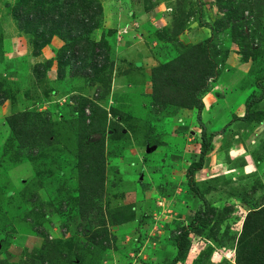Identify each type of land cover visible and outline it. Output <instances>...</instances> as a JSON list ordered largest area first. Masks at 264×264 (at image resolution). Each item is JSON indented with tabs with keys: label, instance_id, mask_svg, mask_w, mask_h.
I'll return each mask as SVG.
<instances>
[{
	"label": "rangeland",
	"instance_id": "1",
	"mask_svg": "<svg viewBox=\"0 0 264 264\" xmlns=\"http://www.w3.org/2000/svg\"><path fill=\"white\" fill-rule=\"evenodd\" d=\"M20 2L0 0V264H236L264 208V0ZM209 38L201 123L153 105L152 69ZM82 99L105 124L94 111L82 130ZM99 141L103 183L81 207L78 158Z\"/></svg>",
	"mask_w": 264,
	"mask_h": 264
},
{
	"label": "trees",
	"instance_id": "2",
	"mask_svg": "<svg viewBox=\"0 0 264 264\" xmlns=\"http://www.w3.org/2000/svg\"><path fill=\"white\" fill-rule=\"evenodd\" d=\"M20 1L24 3L23 0ZM77 2H79V0H63L62 8L65 10L72 9L75 7ZM82 3H84V1ZM91 3L97 5L96 15L93 17V20H96V18L101 17L102 10L98 3ZM39 5H41V0H39ZM61 14H65L64 11H62ZM31 17V21L37 22L39 19V12L38 15H34V17L31 14ZM52 24L60 29L63 27L62 24L58 25L59 23H57V20L53 21ZM95 26H97V24ZM83 27L84 25L79 26V28ZM210 39L211 38L207 39L202 44L186 48L183 53H181L169 63L152 69L151 98L153 105L156 107L163 105L176 106L184 110L195 109L197 111V120L199 123H201L203 103L200 98V94L205 90L208 82L214 80L218 74L215 61L210 56L208 49ZM94 46L99 51L98 56L105 60L107 64V61H109L107 57V54L109 53L108 43L104 39L100 43H96ZM240 55L244 61H248L250 58L249 56L243 54V52H240ZM113 65V62H111L110 70H112ZM105 68L106 67H102L100 70H92L90 76L97 77L98 73L104 71ZM82 101L83 102L79 110L81 120L83 121L82 130H86L90 127V125H85L86 122L89 121L93 123L95 117L94 111L101 112L103 116L102 121H104L105 124L106 112L99 109L96 105L91 104L87 99H82ZM85 105L90 106V115L88 117H85ZM8 125L11 131L17 134L16 125L12 119L8 120ZM101 130H105V125L101 124L98 129L90 131V133L94 135L99 133L98 131ZM209 145L210 144L207 142L205 135L202 132L200 154L197 163L193 165V171H199L203 168L204 159L208 152ZM84 148L86 150V154L82 153V155H79L77 165L80 174V181L85 182V185L82 186L83 188L80 189L81 207L85 206L86 195H88L89 192H93L96 187L101 188L100 184L101 182L103 183L104 179L102 176L104 170L101 166V162H103L104 151L103 141H99L92 145H84ZM85 176L87 177V182L85 180ZM196 221H198L201 225H204L205 222L203 218L200 217V215L196 217ZM126 222H129V220L121 221V223ZM186 238L187 232L182 234L180 237V242L177 245V249L180 254L182 253V250H184L181 239L185 240ZM237 243L238 248L235 250L236 264H244L241 261V255L243 254L246 264H264V208L260 211L248 214L244 221L242 232ZM256 251L258 253H255ZM176 260L177 258L175 261ZM170 264H174V261Z\"/></svg>",
	"mask_w": 264,
	"mask_h": 264
}]
</instances>
